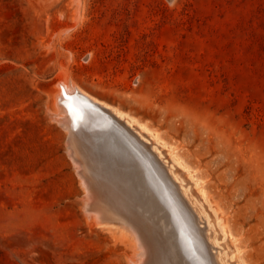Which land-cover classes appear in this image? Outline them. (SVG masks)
<instances>
[{"label":"rangeland","instance_id":"obj_1","mask_svg":"<svg viewBox=\"0 0 264 264\" xmlns=\"http://www.w3.org/2000/svg\"><path fill=\"white\" fill-rule=\"evenodd\" d=\"M34 1L0 0V264H128L132 252L125 228L82 206L98 169L53 117L64 70L62 87L156 132L202 183L232 255L264 264V0Z\"/></svg>","mask_w":264,"mask_h":264},{"label":"bare ground","instance_id":"obj_2","mask_svg":"<svg viewBox=\"0 0 264 264\" xmlns=\"http://www.w3.org/2000/svg\"><path fill=\"white\" fill-rule=\"evenodd\" d=\"M39 7L42 6L38 4V10ZM63 72L65 73L63 76L59 75L60 80L58 81L62 80L59 83V88L58 82L54 86L58 90L52 95V105L55 110L53 111L56 112H51L54 113L53 117L56 116L57 120L65 126L77 128L76 131L78 132L79 129L86 126L99 128L102 125V120L96 117V114L103 115L104 118L109 117L105 110L97 109L91 102H97L109 108L124 121L131 131L135 132L139 139L149 143L147 147L144 146L153 153V158L161 172L160 177L165 181V186L168 189L172 206L171 209H166L164 213L162 212V193L151 194L147 192L148 194L142 195L143 200L139 201L138 195L131 196L129 192H125L126 190L117 188L116 184L109 186V189L106 188L108 190L106 191L97 183V178H88L82 185L85 186L86 190L83 189V191L85 190L86 193L81 203L86 213L88 212L86 215L92 214L90 215L91 221L94 224L103 225L105 220H109L110 223L116 222L125 228L124 235L130 238L126 244L132 250L131 254H126L128 264H164V260H168L170 251H173L174 257L177 256V258L175 257L176 260L179 259L180 262L177 264H246L238 254L232 255L237 250L235 251L231 240L228 241L227 239V236H231L228 228L221 219L216 222L217 215L204 202L206 195L202 183L195 178L193 170L173 149L145 123L120 109V107L100 100L84 90L62 87L61 84L67 83L71 77L69 71L64 70ZM49 97L51 96L49 95ZM86 106L90 109L87 110ZM49 118L53 119L50 116ZM56 123L58 124V122ZM62 130L64 131V128ZM80 136L86 144L94 143L91 132L82 131ZM89 151L91 153V147ZM83 157L91 166H95L96 157L92 154ZM189 184L191 185L189 186ZM168 215H170L169 223L179 229L177 232L173 226L170 228L171 225H168ZM161 222L163 223L161 224ZM184 225H187L189 230L191 229L192 237L197 245L195 249L200 250V256L193 250L194 244L184 243L186 238L188 240L190 238L189 232L183 227ZM127 231L129 235L128 233L126 235ZM192 256L193 261L191 262L189 259H192Z\"/></svg>","mask_w":264,"mask_h":264},{"label":"water","instance_id":"obj_3","mask_svg":"<svg viewBox=\"0 0 264 264\" xmlns=\"http://www.w3.org/2000/svg\"><path fill=\"white\" fill-rule=\"evenodd\" d=\"M88 100L91 102L89 98ZM91 103L97 109L102 108L109 114L108 118L96 114V117L102 120L99 128L86 126L79 129L80 133L91 132L93 135L94 143L86 145L88 149L92 148L91 154L96 157L97 183L106 191H108L106 188L109 189V186L116 184L117 188L126 190L125 192H129L131 196L138 195L139 201L143 200V194L162 193V212L165 213L166 209H171V200L165 181L160 177L161 172L153 158V153L146 148L149 143L139 139L135 132L131 131L109 108L97 102ZM86 109L90 107L86 106ZM168 218L167 223L171 225L170 228L173 226L176 229L172 223H169L170 215ZM183 227L187 229L190 237L189 240L186 238L184 243L194 244L193 250L200 256V250L195 249L197 245L192 237L191 229L189 230L187 225ZM177 230L179 229H176V232ZM189 261H193V256Z\"/></svg>","mask_w":264,"mask_h":264}]
</instances>
